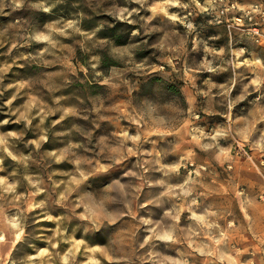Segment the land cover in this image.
Returning <instances> with one entry per match:
<instances>
[{
  "label": "rangeland",
  "instance_id": "obj_1",
  "mask_svg": "<svg viewBox=\"0 0 264 264\" xmlns=\"http://www.w3.org/2000/svg\"><path fill=\"white\" fill-rule=\"evenodd\" d=\"M161 2L25 0L13 9L0 0V229L7 241L0 245V264H222L209 252H227L223 264L233 257L236 264H264V143L252 147L264 132V70L253 65L235 73L230 66L215 74L192 71L186 82L184 68L201 64L204 42L224 48V59H232L228 21L209 25L212 16L196 14L190 0H181L189 7L167 10L196 25L189 34L163 14L152 15L150 8ZM40 3L49 11L30 6ZM233 3L264 6V0H228L229 7ZM122 9L131 13L128 20L116 15ZM251 26L264 36V23ZM36 32L51 43L33 39ZM232 35L233 47L245 50L241 61L264 63L260 36ZM181 39L183 53L174 55L170 49ZM161 43L163 49L155 47ZM109 46H135L136 62H146L151 71H126V60L110 55ZM257 73L261 80L254 83ZM158 83L169 102L149 117L141 102ZM221 85L231 93L220 95ZM229 100L235 102L230 114ZM65 109L71 111L65 115ZM230 124L234 131L210 139ZM125 134L139 140H124ZM190 174L195 185H189L193 195L186 201L163 195ZM193 198L198 214L204 208L215 213L204 225L189 219ZM177 204L176 242L150 239L156 225L173 223L164 212ZM89 210L119 218L113 226L89 227L81 219ZM13 217L21 219L22 236L12 234ZM94 248L107 255L88 251Z\"/></svg>",
  "mask_w": 264,
  "mask_h": 264
},
{
  "label": "clouds",
  "instance_id": "obj_2",
  "mask_svg": "<svg viewBox=\"0 0 264 264\" xmlns=\"http://www.w3.org/2000/svg\"><path fill=\"white\" fill-rule=\"evenodd\" d=\"M10 3V6L13 9H19L24 6L25 0H8ZM136 3H139L141 5H145L147 3V0H135ZM191 5L193 6L194 11L196 14H203V15H210L213 17V19L209 20L208 23L209 25H215L219 26L224 20L228 21V52L231 54L232 59L225 60V49L220 48L216 49L213 47H209L206 42H204V47H203V52L205 53L204 59L201 62V64L196 68L192 69L187 66L184 68V79L186 82L191 81L192 77L189 75L192 71H200L203 70L208 73H218V72H225L228 70L227 66H230L233 70V73L236 72L237 69L241 68V66H248L252 67L253 65L256 68L264 70V63H261L259 59H253L251 61L249 60H240V57L243 56L244 54V49H236L233 47V32L235 31L236 33L239 34L240 39L242 40L244 36H247L249 38H254L257 36H260L262 40H264V36H261V33L257 32L255 28H253L251 25L253 23H264V6L260 7H244L241 6L240 4L233 3L231 7L228 6V0H205V2L202 4L201 0H190ZM33 8L36 9H43V11L47 12L49 11L48 8L44 7L43 3L40 4H33L30 5ZM168 7H183V8H188L189 5L187 4H181V0H162L161 3H158L150 8V11L152 12L153 16H156L157 13L163 14L164 17L167 18V20L171 21L173 24L175 23H180L184 25L186 28L187 32L191 34L192 32L196 31V25L192 23L190 20H188V17L180 18L176 14H169L168 12ZM135 11V9H133ZM127 13V15H125ZM237 13H242V16H237ZM191 14V13H190ZM116 15L118 16L119 19L121 20H128L129 16H131V13L128 12L127 9H122L118 10L116 12ZM229 15H231V19H228ZM151 17L148 18L150 20ZM245 20L248 21V25H245ZM131 23L132 21L129 20ZM69 27H73L75 32H80L79 28L74 27L72 24L68 25ZM53 26L52 25H46V28L51 29ZM147 28V23L145 25ZM83 35L88 36L87 33H84ZM133 35H137V33H133ZM175 35V33H173ZM33 39L36 41H42V40H49V43H51L50 39L48 36L43 35L41 32H36L33 36ZM167 39V38H166ZM106 43V42H101ZM201 41L196 40L194 41V44L196 48L199 47ZM110 47V52L109 54L113 53H119L120 58L122 60H126L128 68L126 71L129 72H135L137 74L140 73H147L150 72L151 69L146 65V62H141L137 63L134 57V48L135 46L131 47H124V48H116V47ZM155 47L164 48V44L161 43L159 45H156ZM184 50V40L181 39L180 43L177 47L171 48L170 51L174 55H179L182 54ZM196 49L194 48V51ZM211 54L212 59H209L208 56ZM95 60L96 58L93 57ZM219 59L221 61L220 65L214 66V61ZM169 63L171 64V60H169ZM93 69H95L96 65H92ZM255 70V69H254ZM117 74V70L113 69V75ZM166 79V77H165ZM261 80V74L257 73L256 75V81L254 83L259 82ZM123 83H127V81H122ZM105 84L110 83V79H105L103 81ZM206 83H208L206 81ZM164 84L158 83L156 85L152 86V96H144L141 104L143 111L151 117L152 113L155 111L163 110L165 105L169 102L168 100L164 99ZM220 87V95L226 96L231 93V88L221 85ZM210 91V90H209ZM131 92V87L129 88V93ZM247 92V88H245V93ZM205 97L209 95L208 92H203L201 93ZM238 99L242 100L244 99L243 96L239 97ZM176 102H179L178 98H173ZM235 102L232 100H229L227 104V108L229 111V114L231 113V109L233 107V104ZM188 104L190 105L188 112L189 114L192 113V100H188ZM71 110L70 109H65V115H67ZM264 119V116L261 117ZM132 119L135 121L137 120V117H132ZM230 119V116H229ZM148 121H145V124H147ZM235 129L232 127V125H229V128L226 130H220L215 132L214 135L210 136V139L212 141H215L218 136H223L227 135L230 132L234 131ZM163 138V135L161 136ZM124 140H131L133 142H136L139 140L138 136H128L124 135ZM4 143L3 138H0V144ZM123 143V141H122ZM264 143V132L260 133V140L257 143H254L252 147H257L258 144ZM38 146V145H37ZM119 151V150H117ZM114 162H118V160L114 157ZM79 163V161H77ZM103 167V166H102ZM172 171H177L178 169H172ZM129 175H135V173H129ZM85 176L81 174V179H84ZM3 181H0V184H2ZM195 185V181L192 179L191 174L189 175L188 179L184 181L182 184H175V185H170L168 186L167 190L163 193L165 196L169 197H175L177 199H184L185 201L187 200L188 197L193 195V187L189 185ZM7 190V189H6ZM83 203V201H81ZM197 199L193 198L190 202L187 203V209L190 212V220L195 221L198 225H204L205 222V217L206 216H215L214 212H211L208 208H204L203 213L204 214H198L194 209L193 206L197 205ZM36 207H39V205H36ZM31 210V208H29ZM179 212H180V205H173L171 210H167L164 212V215L166 217H170L173 223L169 225L168 227H165L163 224H158L156 225L155 228L151 229L152 236L150 239H155L163 242H176L177 240V230H178V217H179ZM123 215V214H121ZM118 216H113L112 214H100L94 211L89 210L87 214L82 215L81 219L89 221V227L93 228H100L102 226L108 225V226H113L115 225ZM142 223L145 225L150 224V220H142ZM8 224L10 226V229L12 231V234L14 236H22L23 235V224L21 223L20 217H13L11 220L8 221ZM87 230V228H86ZM192 235H197L195 229H190ZM180 234L183 233V230H179ZM221 240L225 242V247H227V238L223 236V233H221ZM6 237L4 234V231L0 229V245L5 244ZM143 245H141L142 247ZM89 252L95 253V252H102L105 255H107V252L105 249L102 248H94V249H88ZM118 251H122V249H118ZM201 254L203 255V250L200 249ZM209 256L216 255V258L220 260L223 264V261L226 259H229L228 253L227 252H222L219 254L209 252ZM236 255H239V253H236ZM151 258V257H149ZM29 261L33 259V257L29 256L27 258ZM64 259V258H61ZM109 260L112 259V257H108ZM64 264H67L66 259L64 260ZM92 264H98V262L93 261ZM231 264H236L235 258H231Z\"/></svg>",
  "mask_w": 264,
  "mask_h": 264
}]
</instances>
